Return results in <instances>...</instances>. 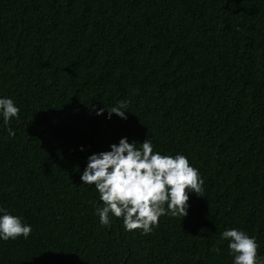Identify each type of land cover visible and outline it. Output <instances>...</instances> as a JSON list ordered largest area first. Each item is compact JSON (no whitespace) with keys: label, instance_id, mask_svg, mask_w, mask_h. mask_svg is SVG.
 Listing matches in <instances>:
<instances>
[{"label":"trees","instance_id":"16d2710c","mask_svg":"<svg viewBox=\"0 0 264 264\" xmlns=\"http://www.w3.org/2000/svg\"><path fill=\"white\" fill-rule=\"evenodd\" d=\"M0 96V207L32 226L0 264H231L227 228L264 257V0H0ZM121 137L199 170L185 217L99 224L80 174Z\"/></svg>","mask_w":264,"mask_h":264},{"label":"clouds","instance_id":"9594fccd","mask_svg":"<svg viewBox=\"0 0 264 264\" xmlns=\"http://www.w3.org/2000/svg\"><path fill=\"white\" fill-rule=\"evenodd\" d=\"M105 110L108 119L112 114L127 119V105L123 102L111 109H98L96 114L101 115ZM19 111L12 98L0 96V118L5 125L12 118H18ZM8 134L15 135L10 128ZM80 181L94 187L99 194L95 215L101 226L110 227L111 217L122 218L126 231L140 230L144 235L153 231L161 216L185 217L189 193L203 197L204 181L199 170L183 154L165 155L154 151L151 139L129 142L127 137H121L108 150L91 153ZM31 232L30 224L0 207V241L26 240ZM220 241H227L231 264H264V257L257 251L256 238L242 229L223 230Z\"/></svg>","mask_w":264,"mask_h":264}]
</instances>
